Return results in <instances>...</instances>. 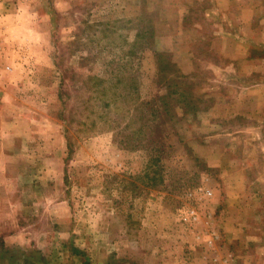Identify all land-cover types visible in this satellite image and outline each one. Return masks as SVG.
Wrapping results in <instances>:
<instances>
[{
	"label": "rangeland",
	"instance_id": "374dc122",
	"mask_svg": "<svg viewBox=\"0 0 264 264\" xmlns=\"http://www.w3.org/2000/svg\"><path fill=\"white\" fill-rule=\"evenodd\" d=\"M0 264H264V0H0Z\"/></svg>",
	"mask_w": 264,
	"mask_h": 264
},
{
	"label": "trees",
	"instance_id": "16d2710c",
	"mask_svg": "<svg viewBox=\"0 0 264 264\" xmlns=\"http://www.w3.org/2000/svg\"><path fill=\"white\" fill-rule=\"evenodd\" d=\"M91 80H96L95 78H91ZM97 83V81H94V84Z\"/></svg>",
	"mask_w": 264,
	"mask_h": 264
}]
</instances>
